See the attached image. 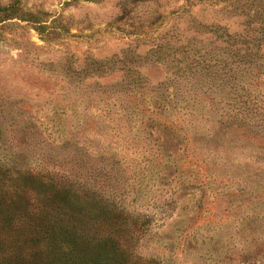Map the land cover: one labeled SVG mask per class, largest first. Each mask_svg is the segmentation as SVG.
I'll list each match as a JSON object with an SVG mask.
<instances>
[{"label":"rangeland","instance_id":"rangeland-1","mask_svg":"<svg viewBox=\"0 0 264 264\" xmlns=\"http://www.w3.org/2000/svg\"><path fill=\"white\" fill-rule=\"evenodd\" d=\"M12 3L45 29L0 22V160L88 192L136 264H264V64L210 91L151 52L194 21L240 32L264 0Z\"/></svg>","mask_w":264,"mask_h":264},{"label":"trees","instance_id":"trees-1","mask_svg":"<svg viewBox=\"0 0 264 264\" xmlns=\"http://www.w3.org/2000/svg\"><path fill=\"white\" fill-rule=\"evenodd\" d=\"M12 18L27 21L39 34L45 29L40 16L18 10L14 3L0 7V22ZM188 29L191 35H184L175 26L168 32L167 49L151 51L157 55L153 63H166L172 81L197 74L200 86L214 91L219 84L233 92L242 87L235 81L244 79L249 66L264 64V3L255 6L240 32L200 21ZM127 72L140 76L131 67ZM92 203L88 192L71 180L44 179L24 164L1 159L0 264H136L132 252L119 243L117 230L106 232L91 222L104 214ZM23 237L36 254L21 253L16 244Z\"/></svg>","mask_w":264,"mask_h":264}]
</instances>
